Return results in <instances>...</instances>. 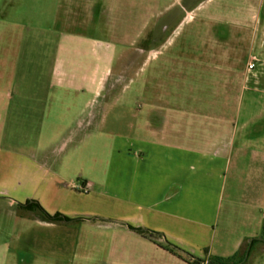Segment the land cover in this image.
<instances>
[{
  "label": "crops",
  "instance_id": "obj_1",
  "mask_svg": "<svg viewBox=\"0 0 264 264\" xmlns=\"http://www.w3.org/2000/svg\"><path fill=\"white\" fill-rule=\"evenodd\" d=\"M12 3L0 0V264H189L160 246L207 261L238 257L260 237L264 125L233 122L229 89L217 111L177 107L169 100L195 99L164 91L168 66L177 85L229 68L215 43L225 33L211 29L221 18L199 15L213 21L204 44L167 53L169 27L151 43L149 0H54L46 54L11 21ZM136 47L141 110L127 107L126 87L107 91L119 54ZM28 201L73 222L18 208Z\"/></svg>",
  "mask_w": 264,
  "mask_h": 264
},
{
  "label": "rangeland",
  "instance_id": "obj_2",
  "mask_svg": "<svg viewBox=\"0 0 264 264\" xmlns=\"http://www.w3.org/2000/svg\"><path fill=\"white\" fill-rule=\"evenodd\" d=\"M51 1L54 0H13L6 11L10 14L11 21L17 27L20 25L24 31V39L28 41L31 39L33 47H36L39 53L45 48V53L50 54L53 48L54 36L51 29L54 8ZM149 1L153 17L151 43L159 42L160 36L157 29L169 27L164 43L168 44L167 53L174 52L181 47L200 48L204 44L203 35L212 27L211 22L213 21L201 20L199 15L212 13L221 18L215 21L216 24H220L211 29L213 32L216 31L215 33H217V29H220L221 33H225L223 36H216L215 43L225 46V57H229V68L209 69L207 72L199 73V75L205 76L201 77L204 81H193L189 77L188 80L191 83L177 85L170 78L173 74L171 72L175 69L168 66L164 91L169 96L178 93L189 94L195 99L194 101H169L181 108L190 106L196 109L217 111L221 110L224 102L227 103V101H223V93L229 89L230 106L233 110L232 119L235 120L233 122L264 125V0ZM79 12L78 7H72L73 18L77 17ZM159 12L162 14L176 13L180 16L189 12L195 14V21L179 24V21L171 20L164 24L165 22L156 18ZM80 14L82 13L80 12ZM137 49L136 47V49L119 54L113 72L115 79L107 91L120 93L126 87L124 91L128 95L127 107L141 110L144 107L142 100L144 77L142 53ZM217 55L218 53L215 57ZM251 64L254 67L249 69ZM178 71L190 76L191 70L181 68L176 72ZM227 74L229 78L224 76ZM197 98L199 100H196ZM235 110L236 112L241 110L240 116H234ZM234 263L264 264V234L250 242Z\"/></svg>",
  "mask_w": 264,
  "mask_h": 264
},
{
  "label": "trees",
  "instance_id": "obj_3",
  "mask_svg": "<svg viewBox=\"0 0 264 264\" xmlns=\"http://www.w3.org/2000/svg\"><path fill=\"white\" fill-rule=\"evenodd\" d=\"M18 208H20L23 211H27V212H37L39 213L42 218L47 222V223H71L73 222V220H70L60 214H55L53 216L47 214L41 207L40 205L36 202V201H28L25 204H19ZM134 231H136L137 233L143 235V236H147L149 238H153L156 234L151 232V231H146V230H141V229H134ZM264 234V222H263V226H262V232L261 235ZM260 235V236H261ZM255 240V239H253ZM253 240H251L250 242H253ZM161 248H163L164 250H166L167 252L171 253L172 255L188 262L189 264H202L204 261L196 259L192 256H190L188 253L182 251L181 249L170 245L168 243L161 245ZM237 256L228 258V259H221V258H212L207 260L208 264H235V260H236Z\"/></svg>",
  "mask_w": 264,
  "mask_h": 264
},
{
  "label": "built area",
  "instance_id": "obj_4",
  "mask_svg": "<svg viewBox=\"0 0 264 264\" xmlns=\"http://www.w3.org/2000/svg\"><path fill=\"white\" fill-rule=\"evenodd\" d=\"M254 66L251 64L249 65V69H252ZM202 264H208L207 261H204Z\"/></svg>",
  "mask_w": 264,
  "mask_h": 264
}]
</instances>
